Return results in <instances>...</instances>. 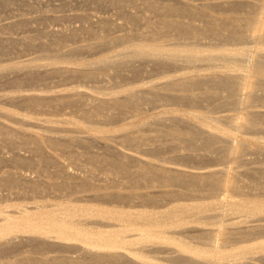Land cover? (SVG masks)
I'll list each match as a JSON object with an SVG mask.
<instances>
[{
	"label": "bare ground",
	"instance_id": "obj_1",
	"mask_svg": "<svg viewBox=\"0 0 264 264\" xmlns=\"http://www.w3.org/2000/svg\"><path fill=\"white\" fill-rule=\"evenodd\" d=\"M112 1L122 6L129 3L131 5V2L134 4L137 0ZM193 1L195 3H191V0H141V5L145 7L143 9H150L157 13V16L163 17L154 22V25L149 24L153 27H150L152 29L146 33V37L144 36V39L149 37L148 39L136 41L132 39L133 36L128 35L113 37L112 43H127L117 55L108 54L91 62L77 60L78 58L71 55L61 61L54 55L60 47L57 44L59 41L56 40L60 36V39L66 36L65 33L56 32L53 37L56 40L41 41L37 44L42 47L43 53L45 52L43 57L1 65L0 72L27 71V77L26 74L24 77L29 83L30 80L36 82L43 74L50 73H61L68 78L83 76L84 79H92L96 77L97 70L99 71L95 67L112 63L115 56L119 58L118 61L128 57L152 63L154 68L162 69L165 74L169 73L167 69L174 67L173 70H176L182 64L180 62H185L196 70L178 74L176 72V75L167 74L164 81L143 86L145 94L148 93L153 101L157 97L158 100L159 96L168 100L171 98L193 103L220 99L216 103L220 101L219 106L236 107L244 113L221 114L215 118L202 113L190 114L198 125L190 123L188 126H183L185 123L182 119L172 117L170 120H173V123L179 122L183 125L173 124L174 127L170 130L158 129L156 135L166 141L167 146L174 148H180L182 145L193 151H209L212 148L210 152L218 153L219 161L222 159L221 164L223 160H230L229 162L240 166L250 145L247 147L245 141L237 140L236 133L247 135L253 132L255 135L264 124V110L252 108L255 102H264V0ZM138 2L137 4H140V0ZM241 8L246 9L245 15L249 16L237 17L231 13H236ZM139 13H130L131 19L139 20ZM15 24L18 22L13 23ZM97 24L99 27L108 28L110 23L104 18ZM75 33L77 32L72 31L71 35L75 36ZM204 36L224 41L252 40L257 45L253 48L244 47L245 45L229 47L225 44L215 47H207V44L201 46L200 40ZM22 39L26 47L33 46L34 37L26 36ZM173 39L177 41L174 42ZM170 40L173 43H170ZM8 42L0 39V54L4 55L9 51L11 45ZM201 62H207L203 67L212 71L202 73ZM73 63L83 67L69 66ZM6 67L9 69H3ZM20 78L22 80V77ZM21 80L12 79V84L17 89L14 94H0V103L17 102L32 116L50 113L53 115L64 107H71L80 112V117L85 122L93 123L91 120H94L92 128L96 132H103V128L95 126V121L102 120L99 125L104 124L103 121L111 123L126 113L135 112L136 115L140 112V105L134 99L137 95L134 86H123L127 88L121 92H97L102 96L89 98L86 93L78 90L41 94L35 91L36 86L35 89L31 86L35 92L29 91L28 88V92H24L20 89ZM202 85L205 88L198 91ZM212 88H219L226 94L222 95ZM3 107H0V116L19 126L12 127L0 121V143L19 145L31 156H25L24 151L17 150L8 157L0 156V160L12 161L16 168L30 167L34 163L39 166L43 164L40 170L42 175H46V166L58 164L55 175L58 179L61 178L45 181L40 177H30L28 173L25 175L13 170L3 171L0 176V254L24 247H28L29 249H25L34 252L33 254L40 253L25 255L24 252V255L18 259L15 257L16 260L9 264H123L128 260L130 262L131 255L144 261L136 264H171V261L176 264H198L201 261L205 264L264 262V181L260 182L261 184L254 188L256 192H253V185H250V191L251 189H245L244 183L243 186L238 183L239 174L234 173L232 165L211 169L207 167V170L202 172H194L177 166L178 163L174 161H171L174 165H170L165 163L166 160L150 161L128 153L121 155L120 151L117 154L113 150L107 155L85 153V160L102 163L100 167L109 171L111 176L114 175L110 182L107 180L106 183L95 184L90 177L68 171L66 164L53 154L54 150H58L57 147L72 146L73 141L84 146L92 143L91 138L86 140L85 137L81 139L67 135L58 137L59 133L68 131L66 125H78L77 120H21L22 116L20 119L16 117V109L9 108V105L7 108ZM150 121L137 129L128 124L119 129L113 138H117L120 144L135 147L139 145L140 148L146 141L148 143V140L154 138L149 134L145 135ZM159 121L156 119V122L161 123V119ZM224 122L230 123V126L224 125ZM29 127L39 128L45 133L29 131ZM73 131L79 133V130ZM53 133H58L57 137ZM113 138L110 137V140ZM195 140H200V144L197 145ZM161 144L153 147L151 151L161 150ZM196 146L198 147L195 148ZM46 147L53 149L52 154L48 153ZM256 149L263 151V148ZM192 156L194 157V154ZM187 167L190 168L189 165ZM202 168L197 167L201 170ZM5 188L10 191L5 192ZM52 190L60 192L61 196L53 195L52 198ZM15 195L17 197L13 198Z\"/></svg>",
	"mask_w": 264,
	"mask_h": 264
},
{
	"label": "rangeland",
	"instance_id": "obj_2",
	"mask_svg": "<svg viewBox=\"0 0 264 264\" xmlns=\"http://www.w3.org/2000/svg\"><path fill=\"white\" fill-rule=\"evenodd\" d=\"M6 1L7 0H5V1L0 0V39L4 40V42L14 41L13 42L14 44L13 43L11 44L10 42H8V44L11 45L10 46L11 48L4 55L0 54V66L6 65V64H9L12 62H16V61L26 62V61L33 59V58H36V57H43L45 52L43 53L42 47H40L38 45L41 43V41L42 42L53 41L55 39V38H53V37H55L54 33L56 34V32L57 33H59V32L65 33V36H66V37L63 36L62 39H60L61 36L58 37L59 40L57 37H56L57 40L55 39L57 42L59 41V43H57V44L60 47L57 48L58 51L55 52L54 55L56 57L58 56V58L61 61H63L66 57H70L71 55H72L71 57L78 58L77 60L80 59V60H83L84 62H91V61L96 60L97 58H101V57L106 56L108 54L117 55L120 52V50H123V48H125L127 43L124 42V44L123 43L120 44L117 42L115 43L114 41L112 43L113 37H115L117 35H128L129 37L133 36L132 39L136 40V41L141 40V39H143V40L148 39L149 37L144 39V36L146 37L147 36L146 33H148V31H150L152 29L150 27H153L154 22H157L158 19L163 17L162 15H161L162 17L160 15L157 16V13L156 14H155V12L153 13V11L150 9L149 10H146L147 8L143 9L144 6L141 5L142 4L141 0H140V4H137V2H138V0H137L136 3L134 2V4H132L133 2H131V5L129 3L126 5L122 4V6L120 5V3L116 4L117 2H114L112 0H106V1H103V0H86V1L85 0H10L9 2L8 1L6 2ZM155 1H159V0H155ZM162 1H164V0H162ZM187 1H189V0H187ZM198 1H201V0H198ZM160 2H161V0H160ZM191 3H195V2L193 0H191ZM134 5H135V7H134ZM139 6H142V8L141 7L139 8ZM242 10H244V11H242ZM245 10L246 9L241 8V9H238L236 13L235 12H231V13L232 14L234 13L233 15L237 16V17L249 16L248 14L245 15V13H246ZM136 12L137 13L140 12L139 13L140 18H138L139 20L134 21L131 19L130 13L134 14ZM103 17L106 20H109L110 24H109L108 28L107 27L102 28L100 26L102 28L101 29L99 27V25L97 24V22L104 19ZM155 17H157V18H155ZM185 19H187V18H185ZM21 20H23V21H21ZM14 22L15 23L18 22V24L13 25ZM151 23L153 24L152 26H150ZM199 23H201V22H199ZM9 24L11 26H9ZM72 31L77 32V33H75V36L71 35ZM138 34H140V35H138ZM134 35H135V37H134ZM26 36H32L35 38L32 41V43H34L33 46H30V47L25 46L22 38L23 37L25 38ZM36 41H37V43H35ZM176 41L174 40V42H176ZM245 41L246 40H244V41L242 40L243 43L241 41L238 42V41H232V40L224 41L222 39L216 40L213 37L211 38V36H204L200 40V42H201L200 45L206 46V44H207L208 45L207 47H211V46L215 47L216 45L221 46L224 44L229 46V47L230 46L231 47H235V46L236 47H243L245 45L244 47L249 46V48L256 47V45H257L252 40H249V41L247 40L246 42ZM165 42H167V41H165ZM168 42H169V40H168ZM181 42H183V41H181ZM263 42H264V40H263ZM170 43H173V42H171V40H170ZM32 47H34V48H32ZM74 48H76V49H74ZM66 51H67V53H66ZM63 56H65V57H63ZM257 58H258V56L256 55V59ZM114 59H115V62H114ZM114 59H112L113 60V61H111L112 63H110L108 65H104V67L103 66H101L99 68L95 67V68L99 69V71L97 70V73L95 74L96 77H93L92 79L91 78H85L84 79L83 76H79V77L76 76V77L68 78V76L67 77H66V75L63 76V74L61 75V73L60 74L59 73H57V74L50 73V75L43 74L42 75L43 77H40V79L36 80V82L33 80H30L28 83V79L26 78L27 77V71L25 72L24 70H22V71L18 72L17 70H15V71L14 70H12V71L8 70V71L3 72V73L0 72V94L1 95H2V93L3 94H11V93L14 94L15 93L14 90L17 89V87L12 84V79L18 78L21 80L20 77H22V80H21L22 84L20 85L21 86L20 89H23L24 92H28L29 89H30L29 91H32L33 89H35V86H36L37 88L35 91L39 92L41 94L67 93L66 90L68 92L78 90V91H81L83 93H86L89 98L90 97H95V98L101 97L102 95H99L97 92H104V93H108L110 91H118V92L120 91L121 92V91L125 90L127 87L134 86L135 93L137 94L134 97V99H136L140 105V112L138 114H136L139 116H136L135 112L134 113L133 112L132 113L131 112L126 113V115L121 116V117L117 118L116 120H114L115 122L113 120L111 123L109 122L110 124L107 122L105 123L103 121L104 124H100L101 126L98 123L99 122L101 123L102 120L95 121L98 124V126H97V124L95 123V126L99 127V128H103L104 129L103 132H96L92 128V127H94V120H91V121H93V123L88 122V121L85 122V120L84 119L82 120V118L80 117L81 116L80 112H78V110L75 108L73 110V108H71V107L70 108L64 107L63 109H60L59 111L54 112L53 115L50 113L51 115L50 114H45V115L39 114V115H33V116L30 115L28 112H26V110L22 109L20 107V104H18L17 102H14V101H8L6 104L0 103V107L4 108L3 106H6L5 108H7V106L9 105V108L16 109L17 110V114H16L17 116L16 117L20 119L22 116L21 120L29 119L30 121H35L34 118L35 119L41 118V119H61V120L73 119V120H77L79 123L78 125H66L65 128L68 130V131H66V133L65 132L59 133V135H58V133H53V134L56 137H57V135H58V137H62L63 135H67V136L72 137V138H77V137H80L81 139L86 138V140H89L88 138H91V140H93L92 141L93 144L90 143V145L84 146L82 143L80 144L79 142L73 141L71 144L72 146L69 145V147H67L68 146L67 145V146H64V148H63V146H62V148L57 147L58 150H56V151L54 150L53 154L56 156V158L59 159V161L66 164V166H67L66 169L68 171L71 170L70 172L76 173V174L83 176V177H85V176L88 178L90 177L91 178L90 180L94 181L95 184L106 183L107 180L110 182L113 180L114 175L111 176L112 174L109 171L103 170L100 167L102 165V163H100V162L99 163L98 162L91 163V162L85 160V158H86L84 156L85 153L87 154L89 152L90 154L95 153L98 155L99 154L100 155H107L108 153H112L114 150V151H116L115 153L120 151L119 153L121 155L128 153L129 155H133L135 157L145 159V160H150V161H157V162L162 161V162H164L166 160L165 163L170 164V165H174L173 163L176 162V163H178L177 166H179L185 170L194 171V172H202L204 170L211 169V168L222 167L224 165H227V166L232 165V168H234L233 171H235L234 173L237 172L239 174L238 183L241 184L242 186L244 183L245 189L247 188L250 190L252 188L253 192H256V190L254 188H257L264 181V170H262V169H264V142H262V141H264V124H262L260 126L261 131L260 130L257 131L255 134L256 136L254 134H252L253 132L250 133L252 135H250L249 133H247V135H246V133L242 134V133L237 132L238 133L237 134L236 132H234V133H236V139L237 140L245 141L247 143V147L250 145L247 149L248 151L244 154V158H245L244 161L246 163H244V161H243L242 163H240L241 164L240 166H239V164L236 165V163H233L232 161L229 162L230 160H223V162H222L223 164H221L222 159H221V161H219L220 158L218 159V153L217 152L216 153L210 152V150L211 151L213 150L212 148H210L209 151L203 150V149H201V150L197 149V150L193 151L192 149L185 147L186 145L185 146L182 145V146H180V148H178V147L174 148L170 145H169L170 146L169 147V146H167L168 145L167 142L164 141L162 138H161L162 142L160 141L161 140L160 137L157 136L158 135L157 130L158 129L164 130L166 128H167L166 130H168V129L170 130L175 125H179V126L183 125V124L181 125V123H179V122H177V123H179V124H177L175 121L174 122L176 124L173 123V120H170V118H172V117L182 119V121L185 123V125H183V126H186V125L188 126L190 123H191V125H193V124L198 125V123L195 122V120H193L191 118L190 114L202 113V114H207L212 118H215V117H219L221 114H232V115L243 114L244 111L239 109V108H236V107H234V108H236V109H234L233 107L219 106L220 101L218 102V104H216V103L220 99L203 100L201 102H196V103L194 102L193 103V102H186V101L181 102V101H177V100L171 99V98L169 100L165 98L166 99L165 100L164 97H162L163 98L162 99L161 96H159L158 100H157V98H158L157 97L156 100L153 101L148 93L145 94V91H144L145 89L143 88V86H147V84L151 83V82H162L167 77V74L169 75L170 73L172 75H176V72H177V74L180 72H194L196 69H194L192 66H191L192 67L191 68L190 65L187 66V64L185 62H180V64L181 63L182 64L179 65V68H177L176 70H173L174 67L167 69L169 71V73L165 74V73H163L165 71H162V69L154 68L152 66V63L140 62L138 59L136 60V59L128 58V57L122 61H118L119 58L117 56H115ZM64 64H66V63H64ZM197 64L199 65L200 63H197ZM201 64H203V62H201ZM204 64H205V62H204ZM204 64L202 65V67L203 66L205 67L207 62L205 65ZM69 66H71L73 68H82L83 67V66H78L77 64H74V63L70 64ZM202 67H201L202 73H209L210 71H212L211 69H208L207 67H206V69L204 67L202 69ZM103 68H104V70H103ZM3 69H9V68L6 67ZM23 71L25 73H23ZM102 71H104V72H102ZM24 74H26V77H24ZM163 74H164V76H163ZM31 83H34L35 85H33ZM31 86H33L32 87L33 89L31 88ZM123 86H127V87H123ZM27 88H28V90H27ZM201 88L203 89L205 87L202 85L198 89V91L201 90ZM212 89H214L216 91L217 88H212ZM11 90H13L14 92H12ZM217 91L220 92L222 95L226 94L225 91H222L219 88L217 89ZM122 93H124V92H122ZM9 102H12V103H9ZM254 105L255 106L252 108L264 110V102L258 101V102H255ZM79 117H80V120H78ZM158 117H160V118H158ZM156 119H158V122H160L159 119H161V123L156 122ZM154 120H155V122H154ZM0 121L6 122L7 124H10L12 127H18L19 126V124L17 125L15 123H12V122L5 120L4 118H2V116H0ZM149 121H150V123L148 124L149 127L148 128L146 127L147 129H145L146 130L145 132H147V133H145L144 131L143 132L145 133V135L149 134L151 137L154 136L155 139L152 137L153 139L148 140V143H146L147 142L146 141L145 144L140 146V148H139V145L138 146L136 145V147H135V145H129V144H127L128 146L124 145L122 142H121L122 144H120V142H118L119 140H117V138H113L118 133L119 129H122L123 127L127 126L128 124L134 125L132 128L137 129L138 127H141L142 125H144L145 122L148 123ZM173 124H174V126H173ZM225 124H226V122H224V125ZM228 124H230V123H228ZM228 124H226V126ZM145 125H147V124H145ZM228 126H230V125H228ZM29 128H30L29 131L45 133L43 130L36 128V127L35 128L29 127ZM150 129L152 132L150 131ZM73 130H75V131L79 130V133L74 132ZM109 136L111 138H113V140H110ZM103 137H105V138L107 137L109 139H104ZM157 137H159V138L157 139ZM255 137L258 139H256ZM152 141H154V142H152ZM195 141H197L196 142L197 145L200 144V142H199L200 140H195ZM74 142H75V145H73ZM160 142L164 143V144H161ZM5 143L6 142L0 143V156L8 157V156L13 154V151H17V150L18 151L21 150L22 152L24 151L23 154L25 156H31L30 153L26 152L25 150H22V148L19 145H12L13 146L12 147L8 143H6V144ZM69 143H71V142H69ZM148 144H150V145H148ZM158 144L159 145L161 144V146L162 145L163 146L165 145V146L164 147L162 146L161 150H159V151L158 150H152L151 151V149ZM14 147H15V149H12ZM105 147H107V149H105ZM197 147L198 146H196L195 148H197ZM255 147L258 149L263 148V151H261V150L259 151ZM46 148H48V149H46V150H48V153L52 154L53 149L51 148L52 149L51 150L49 147H46ZM64 149H66V150L64 151ZM136 150H138V151H136ZM140 150H141V152L139 153ZM121 151H122V153H121ZM154 151H156V152H154ZM207 151L210 154L207 153ZM119 153H117V154H119ZM262 153H263V155H262ZM193 154H194V157L192 156ZM188 155L189 156L191 155V156L189 157ZM201 155L204 157H202ZM205 155L206 156L209 155V156L206 157ZM185 156H188V157H185ZM199 156H201V157H199ZM171 161H174V162L172 163ZM184 163H185L186 167L184 166ZM0 164H1L0 165V176L2 175V173H4L3 171L13 170L17 173H23L25 175L28 173V176L33 177V178L34 177H40L41 180L45 179V181L60 180L61 179V178L58 179L57 176L55 175L58 164H54V163L50 164L51 166L50 165L46 166L47 168L44 166L45 170H46L44 172L46 173V175L41 174V173H43L40 171L43 168L42 167L43 164L41 165L40 163H39L40 166L38 165V163H36V164L34 163L33 165L31 164L30 167L29 166L28 167L27 166L26 167L21 166L23 168H19V167L16 168L17 167V166H15L16 164H13L12 161L8 162V160H5V161L3 160L0 162ZM187 165H189L190 168H188ZM192 166H194V167H192ZM212 166H214V167H212ZM197 167L198 168L204 167V169L203 168H202V170L197 169ZM207 167H209V168H207ZM256 170H258V171H256ZM239 178H240V182H239ZM36 179H38V178H36ZM117 179H119V178H117ZM247 179H249V180H247ZM250 185L251 186L253 185V186L251 187ZM252 189L250 191H252ZM4 191L8 192L10 190L8 189V191H6V188H5ZM52 191H53V193H52ZM52 191L50 192L52 194L51 195L52 198L54 196L55 197L61 196L60 192H57L54 190H52ZM16 197H17L16 195L13 196V198H16ZM52 198L47 197V199H52ZM15 201H17V199H15ZM25 248L26 247L20 248L19 250L14 249L13 251L8 250V251H6L7 253L6 252L1 253L2 255L0 254V264H9L10 262L15 261L16 258L18 259L20 256L24 255V252H25V255L26 254L29 255V253H30V255L31 254L32 255L40 254L39 252H35V254H33L34 252L26 250L28 247L26 249ZM171 250H170V252H171ZM26 252H28V253H26ZM69 254L70 253H68V255ZM70 255H74V254L72 253ZM131 257L132 258H130V262L128 260L127 261L128 263L127 262H124V263L125 264H129V263L133 264L135 262L134 264H136V263L144 262L142 260H139L138 258L135 259L134 258L135 256L131 255ZM171 262H173L171 264H176L174 261H171ZM167 263H169V262H167ZM255 263L261 264V262H257V261H255ZM263 263L264 262H262V264ZM11 264H13V263H11ZM177 264H183V263H177ZM198 264H205V263L203 261H201V263L199 262ZM231 264H233V262Z\"/></svg>",
	"mask_w": 264,
	"mask_h": 264
}]
</instances>
